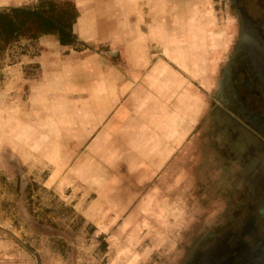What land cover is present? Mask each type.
Segmentation results:
<instances>
[{
  "label": "rangeland",
  "instance_id": "rangeland-1",
  "mask_svg": "<svg viewBox=\"0 0 264 264\" xmlns=\"http://www.w3.org/2000/svg\"><path fill=\"white\" fill-rule=\"evenodd\" d=\"M33 1L0 0V6ZM170 1L185 10L189 4L190 27L180 35L196 41L189 43L192 65L199 62L205 73L202 82L193 80L200 116L179 151L187 157L184 172L181 162L173 171H151V158L137 141L117 132L95 138L100 127L75 130L67 121L75 113L69 101L56 110L44 104L35 90L53 81L43 79V72L60 73L69 50L50 51L41 63V46L20 41L0 61V264H190L246 211L245 194L261 167L253 160L262 163L264 154V140H257L264 135V65L258 55L264 52V0ZM111 3H104L107 19H122V13L133 19L131 2ZM97 31L116 36L133 29ZM174 33L180 36L178 29ZM41 43L48 50L53 40ZM85 43V54L95 52L101 62L127 71L118 41ZM237 57L252 73L256 94L240 84L233 95L229 85L221 87L220 76L237 75L227 72L229 66L242 69ZM76 72L82 83L83 72ZM225 103L245 116L242 124L253 138L226 118ZM120 107L118 100L108 118L117 117ZM25 217L54 225L62 246L49 234L34 233Z\"/></svg>",
  "mask_w": 264,
  "mask_h": 264
},
{
  "label": "crops",
  "instance_id": "crops-1",
  "mask_svg": "<svg viewBox=\"0 0 264 264\" xmlns=\"http://www.w3.org/2000/svg\"><path fill=\"white\" fill-rule=\"evenodd\" d=\"M111 1L120 5L131 2L135 8L133 19L128 18L130 15L125 17L127 14L124 13L122 19H107L105 0H73L79 13L73 31L83 42L96 39L107 45L118 41L127 71L121 72L109 63L101 62L95 52L85 54V50L77 52L70 48L62 57L64 65L60 73L57 71L63 84L58 85L55 81L57 73L43 72V79L52 80L53 84H41L35 92L45 98L46 106L55 110L62 102L69 101L75 113L67 121L75 130L81 127L83 132L91 133L100 127L95 138L117 132L124 140L137 141L141 152L151 158V171L164 167L173 171L181 162L180 169L184 172L187 157L179 151L186 148L190 130L200 116V97L193 80L201 81L205 76L199 62L192 65L194 58L189 43L196 41L185 40L180 35L190 27V20H187L189 4L187 2L186 11L170 0ZM184 12H187L186 19ZM114 27L133 29V32L119 31L112 36L113 33L97 31V28ZM174 29H178L180 36ZM46 38L38 41L41 46L39 62L48 59L50 51L65 50L53 43L48 53L41 43ZM76 70L81 72L80 75L83 72L85 80L82 83L78 82ZM118 100H121L119 115L108 118ZM56 115L52 119L57 123ZM233 115L241 121L236 113ZM22 262L28 263L27 260Z\"/></svg>",
  "mask_w": 264,
  "mask_h": 264
},
{
  "label": "flooded vegetation",
  "instance_id": "flooded-vegetation-1",
  "mask_svg": "<svg viewBox=\"0 0 264 264\" xmlns=\"http://www.w3.org/2000/svg\"><path fill=\"white\" fill-rule=\"evenodd\" d=\"M246 23V26H249L248 21ZM244 42L247 41L244 40ZM258 55H260L259 60L264 65V52H258ZM237 60L242 64L240 66L242 69L238 70V64H234L233 67L229 66L227 72L236 73L237 75H230V80H226V75L224 77L220 76L221 87L229 85L231 87L230 95H233L236 92L235 84H240L241 88H246L251 93L256 94L255 88L251 85L254 82L252 73L249 69L244 71L243 66L246 63L243 64V59L237 57ZM242 71L244 73L241 75ZM238 75H240L239 78H237ZM244 105L241 106L244 107ZM233 107L225 103V108L229 109L228 115L231 116L229 118L226 115V118L237 124L238 130L240 124L242 134L249 135L248 132H245L246 125L242 124L243 121L246 123L245 116H241V121H237L233 117V113H235ZM243 114L246 115V112H243ZM249 118L252 122H257V117L253 113ZM248 123V125H251L250 122ZM258 125V127H261L263 124L259 122ZM249 136L253 138V136ZM255 162L256 159L253 160V164H261V167L254 170V177L257 182L256 185L254 184L255 187L245 194L246 211L240 218L236 219V224L233 227L216 237L215 243L211 247L195 253L190 260V264H264V156L262 163Z\"/></svg>",
  "mask_w": 264,
  "mask_h": 264
},
{
  "label": "trees",
  "instance_id": "trees-1",
  "mask_svg": "<svg viewBox=\"0 0 264 264\" xmlns=\"http://www.w3.org/2000/svg\"><path fill=\"white\" fill-rule=\"evenodd\" d=\"M78 15L73 0H34L31 5L0 6V61L12 45L25 41L27 45L35 46L43 37L52 38L58 47L65 48V53L70 48L77 52L89 49L73 31ZM25 218L26 226L34 233L49 234L55 246H62L54 225Z\"/></svg>",
  "mask_w": 264,
  "mask_h": 264
}]
</instances>
